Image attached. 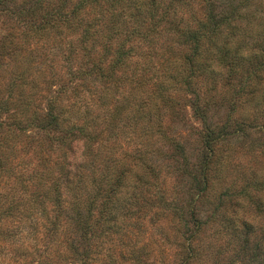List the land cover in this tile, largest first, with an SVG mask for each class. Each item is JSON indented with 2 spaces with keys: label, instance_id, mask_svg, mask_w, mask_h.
Wrapping results in <instances>:
<instances>
[{
  "label": "trees",
  "instance_id": "trees-1",
  "mask_svg": "<svg viewBox=\"0 0 264 264\" xmlns=\"http://www.w3.org/2000/svg\"><path fill=\"white\" fill-rule=\"evenodd\" d=\"M11 1L0 0V14L9 15ZM16 8L36 35L47 32L59 41V74L49 83L58 89L43 110L14 124L38 137L30 227L35 235L41 226L50 238L29 263L92 264L117 220L150 204L138 194L158 172L150 160L152 130H159L162 111L178 115L180 94L190 97L185 106L202 123V156L189 173L194 193L186 207L167 202L162 188L154 200L181 223L178 264L197 262L203 232L222 223L219 203L231 197L220 195L201 219L199 204L230 162L221 148L247 130L264 132L258 124L264 118V0H29ZM223 102L233 113L247 107L233 131L206 122L209 108ZM0 105L6 114L14 102ZM79 141L83 149L76 155ZM120 143L131 150L123 152ZM172 149L186 160L179 144ZM228 222L217 238L226 228L240 233ZM241 230L244 253L246 221ZM57 244L62 252L52 262L49 250Z\"/></svg>",
  "mask_w": 264,
  "mask_h": 264
},
{
  "label": "rangeland",
  "instance_id": "rangeland-1",
  "mask_svg": "<svg viewBox=\"0 0 264 264\" xmlns=\"http://www.w3.org/2000/svg\"><path fill=\"white\" fill-rule=\"evenodd\" d=\"M27 1H11L7 5L9 15L0 14V102H14L9 105L8 113L0 110V264L35 263L39 259L37 254L50 239L41 226L35 235L30 227L33 148L38 137L34 131L19 132L14 124L43 110L51 91L58 89L49 83L59 74V41L53 42L47 32L36 35L30 24L20 20L16 5ZM189 98L178 95L181 105L178 115L172 117L162 111L163 115L157 120L159 130H152L151 144L155 152L150 160L158 172L156 178L150 179V187L142 188L138 194V200L146 196L150 204L144 201L140 212L117 220L119 227L101 238L98 259L92 264L179 263L176 229L181 223L176 216L164 211L154 196L157 189L162 188L167 202L186 207L194 193L189 173H194L202 156V123L191 108L185 106ZM223 103L209 108L206 122L212 127L227 124L233 131L247 107L233 113L227 102ZM258 124L263 125L264 118ZM245 134L232 138L228 147L221 148L229 155V165L222 170L221 179L213 183L208 199L198 206L204 220L218 204L220 195L227 192V196H231L219 203L222 205L217 214L222 217V223L209 225L203 232L199 242L200 258L194 264H264V132L247 130ZM173 143L182 147L185 161L175 154ZM82 149L80 141L73 147L76 155ZM120 150L131 149L120 143ZM244 221L250 233L245 234L246 251L240 253L244 237L239 236ZM227 222L234 223L240 233L231 234L226 228L217 238L216 230ZM51 246L50 260L59 261L63 245ZM206 251L209 253L204 257Z\"/></svg>",
  "mask_w": 264,
  "mask_h": 264
}]
</instances>
